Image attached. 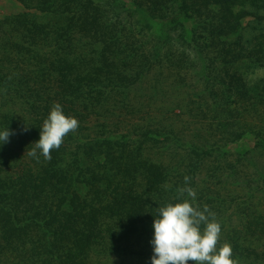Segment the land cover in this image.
I'll return each instance as SVG.
<instances>
[{"label": "trees", "instance_id": "obj_1", "mask_svg": "<svg viewBox=\"0 0 264 264\" xmlns=\"http://www.w3.org/2000/svg\"><path fill=\"white\" fill-rule=\"evenodd\" d=\"M16 1L25 11L0 20V131L14 133L0 143V264H151L156 208L185 186L215 213L232 259L264 264V163L255 179L236 165L264 161V127L247 128L241 109L224 117L215 89L240 59L264 70L258 26H241L264 25V0L246 15L235 0ZM262 82L256 95L228 84L263 116ZM54 103L79 127L37 160L28 153ZM239 178L246 191L224 187Z\"/></svg>", "mask_w": 264, "mask_h": 264}, {"label": "clouds", "instance_id": "obj_2", "mask_svg": "<svg viewBox=\"0 0 264 264\" xmlns=\"http://www.w3.org/2000/svg\"><path fill=\"white\" fill-rule=\"evenodd\" d=\"M79 127V121L65 115L62 106L54 103L40 129V138L33 143L28 155L39 159V150L46 160L51 159V151L59 149L64 138ZM14 133L7 129L0 131V143H7ZM185 176V185L190 182ZM177 200L156 208L154 215V235L150 243L153 246L151 264H238L232 259V247L220 241L221 225L215 213L205 205L203 209L194 206L185 195L195 199L191 187L177 189Z\"/></svg>", "mask_w": 264, "mask_h": 264}, {"label": "rangeland", "instance_id": "obj_3", "mask_svg": "<svg viewBox=\"0 0 264 264\" xmlns=\"http://www.w3.org/2000/svg\"><path fill=\"white\" fill-rule=\"evenodd\" d=\"M233 3L230 6V11H232L233 13H236V14H241V15H246V13H248L249 11L253 12L252 9L257 8V6H256L257 4H261V2L259 0H235ZM208 9H214L216 11V7L214 5H210V7H208ZM24 11H25L24 8L16 0H0V20H10L16 14L24 12ZM255 13L258 15H263L264 12H263L262 8H259V9H257V12H255ZM29 14L31 15L30 16L31 18L32 17L35 18V15H37L38 16L37 17L38 22H44V23H46L49 19L54 18V17H51V18L43 17L34 11L29 12ZM57 20L58 19L51 20V21L57 22ZM262 25L263 24L258 25L255 18L252 19V18H250V16L245 17L244 20L241 22V26L246 27L245 28L246 30H247V26H249L250 29L254 28V26L257 28V26H258V31H257V33L252 35V38L254 39V44H257L258 46L263 47V50H262L263 55H261L260 58H263V56H264V28L259 29V28H261ZM128 29L132 30L133 27L130 26ZM228 41L230 42L231 38ZM260 60H262V59H260ZM251 62H252L251 59H249V60L240 59L233 64L232 68H229L228 70H226L227 72L223 70V73L221 75V78L223 79V83H221V85L215 89L220 92V96L223 97L224 104L227 103V104H225V105H227V107H224V110L228 109L231 111L234 109H238V110L241 109L242 112H244V114L241 115V113H240V117H242V120L244 122L246 121L247 128L250 127L252 129L253 127H260V128L264 127V114H263V116H261L259 114V112L262 109L257 110L255 108L256 111H254L252 109V107H248L249 99L246 97L241 98V96H239L240 90L238 91V94L236 93L237 92L236 87H235L236 84H234V85L228 84V83H234L237 80H240V78H241L244 81V83L247 87V90H248V92L244 91V93L249 94V93L253 92L256 95L258 92L257 91V85H259L260 80H264V70L257 68L258 65L253 67L251 65ZM256 64H258V62ZM196 66H198V65L196 64ZM210 72L213 73V69H211ZM230 80H232L233 82H231ZM262 84H264V82H262ZM234 101H236V103H234ZM243 109H245V110L243 111ZM224 112L225 113H223V115L225 117L226 114L228 113V111L225 110ZM261 113H263V112H261ZM219 116H220V114H219ZM236 117H238V116H236ZM195 122H197V121H195ZM261 125H262V127H261ZM205 128L208 129L207 127H205ZM212 130L215 131V136L219 137L218 133L216 132L217 130H215L214 126H213ZM217 137H215V139ZM230 145H231V147H230L231 156L228 159L230 161H233V162L235 160H237V162H238V159H237L238 156L233 151L234 143H231ZM246 146H248V141L246 143ZM255 159L256 160H254V158H252V157H249V158L245 157L244 159H241L239 163H236L238 168L243 170L245 174L249 175V178L251 177L253 179L256 178V177H253L254 174L256 172L260 171V167L262 166L261 163H264V161H262L261 158H259L260 160L258 159V157H256ZM245 181L242 180L241 178H239L238 180L228 179L226 181V184L224 185V187L227 186L228 189H233L235 191H239L240 188H243L244 191H246L248 188H247V181H246V183H245ZM253 183H252V186H253ZM205 185L209 186V182H205ZM211 187H213V184L211 185ZM220 187H222V186H220ZM226 215H230L231 220L234 222V224L237 227H239L238 225L242 219L241 215L239 216L237 214H234V211L231 210V208L230 209L228 208Z\"/></svg>", "mask_w": 264, "mask_h": 264}]
</instances>
